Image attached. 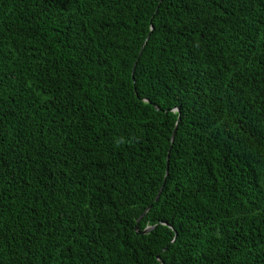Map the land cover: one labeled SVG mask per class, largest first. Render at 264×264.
<instances>
[{
	"label": "trees",
	"instance_id": "obj_1",
	"mask_svg": "<svg viewBox=\"0 0 264 264\" xmlns=\"http://www.w3.org/2000/svg\"><path fill=\"white\" fill-rule=\"evenodd\" d=\"M0 264H264V0H0Z\"/></svg>",
	"mask_w": 264,
	"mask_h": 264
},
{
	"label": "water",
	"instance_id": "obj_2",
	"mask_svg": "<svg viewBox=\"0 0 264 264\" xmlns=\"http://www.w3.org/2000/svg\"><path fill=\"white\" fill-rule=\"evenodd\" d=\"M179 110V109H178ZM168 162H169V160H168ZM167 172H168V168H167ZM159 195H160V193H159ZM159 195L157 196V198L159 197ZM150 207L151 206H149L148 208H147V210L140 216V218H142L143 216H144V214L150 209ZM140 218H139V220H140ZM138 220V221H139ZM155 226H150V227H147L144 231H142V233H147L148 231H150L152 228H154ZM136 229H137V232H140L139 231V229H138V227H136ZM159 259H160V257H158Z\"/></svg>",
	"mask_w": 264,
	"mask_h": 264
}]
</instances>
